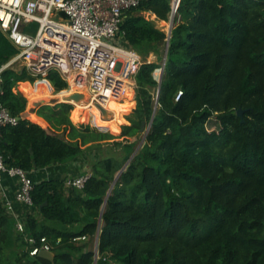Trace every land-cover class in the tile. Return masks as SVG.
Here are the masks:
<instances>
[{"label": "trees", "instance_id": "obj_1", "mask_svg": "<svg viewBox=\"0 0 264 264\" xmlns=\"http://www.w3.org/2000/svg\"><path fill=\"white\" fill-rule=\"evenodd\" d=\"M172 12V0H139L125 13L118 41L142 64L118 135L74 123L67 102L38 108L52 132L24 118L19 82L39 77L4 70L1 100L20 119L0 127V155L34 188L33 204L17 205L23 231L0 194V264H95L97 254V264H264V0H180L168 40L156 20ZM18 51L0 28V64ZM46 78L56 92L69 86L57 71ZM78 159L89 170L69 177L90 172L82 188L35 177ZM41 238L53 260L31 255Z\"/></svg>", "mask_w": 264, "mask_h": 264}, {"label": "built area", "instance_id": "obj_2", "mask_svg": "<svg viewBox=\"0 0 264 264\" xmlns=\"http://www.w3.org/2000/svg\"><path fill=\"white\" fill-rule=\"evenodd\" d=\"M179 2L176 7L173 3L174 13ZM138 4L139 0H0V28L19 50L8 62L0 64V82L6 68L23 60L32 75L46 78L51 71H57L76 91L91 87L97 93L95 102L103 107L110 99L120 101L133 86L132 78L142 64L135 50L118 41L126 11ZM33 21L39 23L35 33L28 26ZM2 93L0 88V127L16 125L19 118L3 105ZM5 175L18 181L14 199L3 186ZM90 176L86 172L69 177L66 182L82 188ZM33 188L30 173L21 167L7 166L0 155V194L7 210L16 215L20 231L24 230V223L15 203L30 207ZM41 242L31 255L51 250L46 238H41Z\"/></svg>", "mask_w": 264, "mask_h": 264}, {"label": "rangeland", "instance_id": "obj_3", "mask_svg": "<svg viewBox=\"0 0 264 264\" xmlns=\"http://www.w3.org/2000/svg\"><path fill=\"white\" fill-rule=\"evenodd\" d=\"M173 3H174V1H173ZM177 13V12H176ZM171 20V19H170ZM164 21V20H156V25H157V27L158 28H160L161 30H164V31H166L167 33H169V30H170V28H171V21ZM29 27H30V29H31V31L33 32V33H35L37 30H38V27H39V23L38 22H36V21H33V22H31L29 25H28ZM149 61H153V60H156V56H154V55H150L149 57ZM142 59V58H141ZM16 69L17 68H22V67H26L25 66V62L23 61V60H19V61H17V63L15 64V66H14ZM27 69V68H26ZM29 72V71H28ZM161 72H162V69H157L155 72H154V76L157 78V79H159V77H160V75H161ZM37 77H39V76H37ZM40 80H43V78L42 77H39V79H37L34 83H31V85L33 86V87H36V86H38V83H39V81ZM44 80H46V79H44ZM132 85L133 86H130L128 89H127V92H126V94H125V96H124V98H122V99H120V103H116V104H114V105H112L111 103H106V107L107 108H109V109H111V110H113L114 112H115V115L114 116H116V115H118V114H122V118L121 119H123L124 120V123H120V125H119V127H120V131L119 132H112L110 129H109V127H107L104 123L105 122H111L112 120H113V118H114V116H113V118H112V114H111V112L110 113H108V115H104L103 114V116L101 115V112L99 111V110H97V107H95V100H93L91 97V95L90 94H92V95H94L95 97L97 96V94L95 93V92H93V91H88V89L90 88L89 86L88 87H85V90H83L84 92H85V94H86V98L85 99H82L81 101H79V102H75V103H73V109L71 110V112H70V117H72V120L74 121V123H76V124H81V123H85V124H90V125H92V126H95V127H98V128H100V129H102V130H105V131H110V132H112V133H114L115 135H118L120 132H121V130H122V125L123 124H127V123H129V121H128V118L130 117V116H132L133 115V112H134V110H135V108H136V106H137V99H136V81H135V79H133L132 78ZM52 84V83H51ZM19 85H20V90L28 97V95H27V91L24 89L25 87H24V85L22 84V83H19ZM134 85H135V87H134ZM88 88V89H87ZM76 89L77 88H75V87H72V88H70L69 86H68V88H66V89H64V90H62V91H59V92H56L55 91V89L53 88L52 89V87L50 88V91H49V93H48V98H41V99H44L45 100V102L46 103H49V102H51L53 99H58V98H60V99H62L63 101H64V97L65 96H67V95H69L70 93H73L74 91H76ZM93 90V89H92ZM28 94H31V93H28ZM33 97H35V96H38V98H40V97H42L43 95H44V93L43 94H38V95H33V94H31ZM29 98V97H28ZM88 101H90L91 103H87ZM92 102H93V105H92ZM126 102V103H125ZM131 102V103H130ZM87 103V105H89L90 106V109H91V112L89 113V114H87V115H85L86 114V112H85V104ZM95 104V105H94ZM49 105H53V104H49ZM55 105H57V104H55ZM55 105H53V106H55ZM97 106V105H96ZM83 107V108H82ZM33 109H35L34 110V112L36 111V107L33 105V103H32V99H30L29 98V103H28V106H27V109H26V111L24 112V114L22 113V115L24 116V117H27L25 114H28L29 112H31ZM120 109H122V110H120ZM94 110V111H93ZM76 112V114H78V116H82V119H80L79 117H75L74 115H73V112ZM92 113V114H91ZM75 118H74V117ZM86 117V119H84ZM110 118H112V119H110ZM209 127L211 128H214V127H216V124H213V125H209ZM143 135L144 134H142V136H141V140H139V143H138V147L144 142H142V138H143ZM130 139H133V140H137V139H139L137 136H135V137H132V138H130ZM109 142H113V140H110ZM121 154V153H120ZM89 170V169H88ZM54 172H52V173H50V174H46V175H44L45 177H53L54 175ZM44 176L42 175L41 176V178H39V180L40 179H42V178H44Z\"/></svg>", "mask_w": 264, "mask_h": 264}, {"label": "crops", "instance_id": "obj_4", "mask_svg": "<svg viewBox=\"0 0 264 264\" xmlns=\"http://www.w3.org/2000/svg\"><path fill=\"white\" fill-rule=\"evenodd\" d=\"M174 1V0H173ZM177 6V5H176ZM153 17H155V16H153ZM43 79H46V81L48 80L47 78H43ZM46 81H39V83H38V86H36V87H33L32 85H31V83L32 82H30L29 80H26V81H21V82H19V83H22L23 85H24V89L27 91V95L28 96H32L31 94H33V95H38V94H40L41 92H44L45 94H47L48 95V93H49V91H50V89H49V91H44L43 89H41V87H42V82H46ZM49 81V80H48ZM47 81V82H48ZM46 82V83H47ZM50 82V81H49ZM47 83L48 85H49V87L51 88L52 87V89L54 88L53 87V85L51 84V82L50 83ZM19 89H20V85H19ZM62 91V90H61ZM28 93H31V94H28ZM35 97H38V96H35ZM28 100H29V98H28ZM63 102H65V101H63L62 99H60V98H58L57 99V104H59V103H63ZM68 103V102H67ZM72 104V103H71ZM43 105H47V104H43ZM73 105V104H72ZM42 105H40V106H38V107H36L37 109H36V111L34 112V110L35 109H33L31 112H32V114H35L40 120H43L45 123H41V122H39V121H36V120H33V119H31L30 117H26V118H29L30 120H32V121H34V122H36V123H38V124H40L41 126H43L45 129H51L52 130V128H51V126H50V124H49V122L43 117V116H40L38 113H37V110H38V108L39 107H41ZM53 106V105H52ZM26 111V110H25ZM24 111V112H25ZM24 112H23V114H24ZM71 119H72V117H71ZM73 121V120H72ZM74 122V121H73ZM45 124V125H44ZM53 131V130H52ZM81 164H85V166H84V168L83 169H88V168H86L87 166H86V161H83V159H78V160H74L73 162H71V163H68V164H63V165H53V166H49V167H46V168H43V169H40V170H37V171H34V174H35V177H36V179H38V178H41V176L43 175H46V174H50V173H52V172H56L55 173V176H57V177H62V178H65V177H69L70 175H69V170H71V168L73 167V168H76V167H78L79 165H81ZM88 171V170H87ZM45 178H51V177H45L44 176V178H42V179H45ZM3 186L5 187V189L8 191V195H9V197L11 198V199H14V193H15V191H16V189H18V181L15 179V178H13V177H10V176H8V175H5L4 176V180H3ZM17 205H19V203L17 202V203H15V207H16V209L18 208V206ZM17 211V210H16Z\"/></svg>", "mask_w": 264, "mask_h": 264}, {"label": "water", "instance_id": "obj_5", "mask_svg": "<svg viewBox=\"0 0 264 264\" xmlns=\"http://www.w3.org/2000/svg\"><path fill=\"white\" fill-rule=\"evenodd\" d=\"M174 14L175 13L173 12V15H172L171 20H170L171 21V28H170L169 33H168V35H169L168 40L170 39L171 32H172V27H173V22H174ZM85 98H86V94H85V92L83 90H81V91H75V92L70 93L69 95L66 96L65 102H68V103H72L73 104V103L79 102V101H81L82 99H85ZM32 103H33V105L35 107H38V106L43 105V104H53V105H55V104H57V99H53L49 103H46L44 99H37V100L32 101ZM95 104L101 109V111H102V113L104 115H108V110L105 107L101 106L97 102H95ZM237 113H238L239 116L243 117L244 109L243 108L238 109ZM18 118L20 119V117H18ZM24 118H26V117H24ZM152 120H151L150 124L147 127L145 126V124H143V126H142L141 132L144 134L143 135V138H142V142L145 141V138H146V136H147V134H148V132L150 130ZM48 131L49 132H52L51 129H48ZM126 166H127V163L124 166V168ZM97 242H98V238H97ZM39 254H40V256L49 258L51 260H53L54 257H55L54 252H52L51 250H42ZM97 260H98V257L96 255V257H95V264H97Z\"/></svg>", "mask_w": 264, "mask_h": 264}, {"label": "bare ground", "instance_id": "obj_6", "mask_svg": "<svg viewBox=\"0 0 264 264\" xmlns=\"http://www.w3.org/2000/svg\"><path fill=\"white\" fill-rule=\"evenodd\" d=\"M173 1V0H172ZM178 1L179 0H174V7H176V5H177V3H178ZM173 13V12H172ZM178 14V13H177ZM43 84H42V87H41V89H43L44 91H49V89H50V87H49V85L46 83V82H42ZM88 89V88H87ZM83 90H85V88H83ZM88 91L90 92V91H93V92H95L96 93V91H94V90H92V88L90 87L89 89H88ZM44 92H41L40 94H43ZM97 94V93H96ZM92 97V99L93 100H95L94 99V95H92V94H90ZM30 99H32V101H34V100H37V99H41V98H48V95L47 94H45L44 93V95L42 96V97H40V98H38V97H33V96H28ZM66 100V96L64 97V101ZM87 103H91L90 101H88ZM87 103L85 104V112H86V114L85 115H87V114H89L90 112H91V109H90V106L89 105H87ZM107 103H111L112 105H114V104H116V103H120L119 102V100H115V99H110ZM126 103V102H125ZM131 103V102H130ZM92 105H93V102H92ZM95 105V104H94ZM95 107H97L96 105H95ZM83 108V107H82ZM105 108L108 110V113H110L111 112V114H112V118H113V116L115 115V112L113 111V110H111V109H109V108H107L106 106H105ZM97 109L100 111L101 109H99L98 107H97ZM120 110H122V109H120ZM94 111V110H93ZM101 112V111H100ZM92 114V113H91ZM73 115L75 116V117H79L80 119H82V116H78V114H76V112L74 111L73 112ZM26 116L27 117H30L31 119H33V120H36V121H38V119H37V117H36V115L35 114H32V112H29L28 114H26ZM73 116V117H74ZM74 117V118H75ZM123 116H122V114H118V115H116V116H114V118H113V120L111 121V122H105L104 124L107 126V127H109V129L112 131V132H119L120 131V127H119V125H120V123H124V120L123 119H121ZM112 118H110V119H112ZM84 119H86V117L84 118ZM117 176V175H116ZM113 187V186H112ZM98 255V254H97Z\"/></svg>", "mask_w": 264, "mask_h": 264}]
</instances>
